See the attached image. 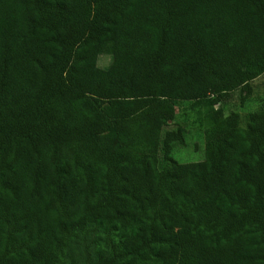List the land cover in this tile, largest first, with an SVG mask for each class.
<instances>
[{
  "label": "trees",
  "instance_id": "16d2710c",
  "mask_svg": "<svg viewBox=\"0 0 264 264\" xmlns=\"http://www.w3.org/2000/svg\"><path fill=\"white\" fill-rule=\"evenodd\" d=\"M263 74L264 0H0V264H264Z\"/></svg>",
  "mask_w": 264,
  "mask_h": 264
},
{
  "label": "rangeland",
  "instance_id": "374dc122",
  "mask_svg": "<svg viewBox=\"0 0 264 264\" xmlns=\"http://www.w3.org/2000/svg\"><path fill=\"white\" fill-rule=\"evenodd\" d=\"M110 57L101 55L98 64L105 67L109 64ZM252 94L243 103L240 102L242 93L239 88L233 90L228 95V99L221 103L224 112L227 114L236 111L241 115V122H244V116L247 112L256 110L264 104V74L251 82ZM177 124L184 125L188 130L185 134V144L175 145L172 156L179 162L198 161L204 158V139L202 130L204 128L202 121V105L192 104L188 101H179L176 106L175 118L169 122L170 126ZM78 264H82L84 258V246L82 242L75 245ZM90 247V249H92Z\"/></svg>",
  "mask_w": 264,
  "mask_h": 264
}]
</instances>
